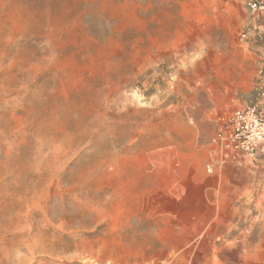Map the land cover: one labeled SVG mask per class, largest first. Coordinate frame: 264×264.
Instances as JSON below:
<instances>
[{
    "label": "rangeland",
    "instance_id": "1",
    "mask_svg": "<svg viewBox=\"0 0 264 264\" xmlns=\"http://www.w3.org/2000/svg\"><path fill=\"white\" fill-rule=\"evenodd\" d=\"M254 2L0 0V264H186L163 231L220 118L257 105Z\"/></svg>",
    "mask_w": 264,
    "mask_h": 264
},
{
    "label": "crops",
    "instance_id": "2",
    "mask_svg": "<svg viewBox=\"0 0 264 264\" xmlns=\"http://www.w3.org/2000/svg\"><path fill=\"white\" fill-rule=\"evenodd\" d=\"M241 21L249 27L242 45L257 71L251 83L238 86L239 103H255L264 112V12ZM202 156L189 168L192 193L185 200L192 205L174 214L182 225L179 230L166 226L162 241L193 250L186 264H264V144L256 158L212 145ZM173 232L180 233L181 244H173Z\"/></svg>",
    "mask_w": 264,
    "mask_h": 264
},
{
    "label": "built area",
    "instance_id": "3",
    "mask_svg": "<svg viewBox=\"0 0 264 264\" xmlns=\"http://www.w3.org/2000/svg\"><path fill=\"white\" fill-rule=\"evenodd\" d=\"M249 7L254 12L264 11V4L254 2ZM212 144L224 151L256 158L264 144V112L258 105L252 104L222 116ZM207 171L212 174L213 166L208 165Z\"/></svg>",
    "mask_w": 264,
    "mask_h": 264
}]
</instances>
